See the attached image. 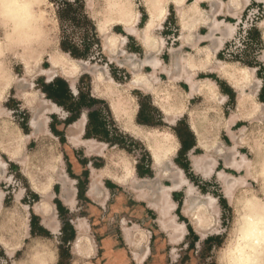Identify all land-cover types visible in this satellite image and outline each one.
<instances>
[{"label": "rangeland", "instance_id": "rangeland-1", "mask_svg": "<svg viewBox=\"0 0 264 264\" xmlns=\"http://www.w3.org/2000/svg\"><path fill=\"white\" fill-rule=\"evenodd\" d=\"M39 1L41 2L42 14L46 21L45 25L47 31V45L41 52H39V55L37 56V58H39V63L42 64L36 66L42 67L43 69H49L50 65L48 63V57L50 53L54 51H58L61 54L65 53L60 50L61 41L64 42L66 48H74V50H76V52L81 56L72 58L68 54V56L75 61L72 63V68L70 69L71 76L68 78L58 76L57 78L64 79L66 81V85L68 84L67 87L70 86L69 80L74 78L73 81L74 85L78 90V94L74 97L71 95L73 98V102L78 101L79 98H82L81 103L88 106V108L92 110V113L98 115V122H100V126L96 127L97 119L95 120V124H93L92 121V124L90 125V128H92V130L89 129V136L96 137L95 139H100L102 141H107V143H111L110 146L117 145L119 147H122V149H125L130 155L136 158L138 165H141L140 168L143 167L144 170H146V166H148L149 162L142 146L138 142L128 138L126 135H124V133L117 129V127L111 122L106 107L98 104L97 102H93V100L90 99L89 91L90 88H92V93L96 97L104 99L109 106V101L107 100V98L105 96H101L100 93L94 89V82H96V80H93L91 72H97L99 74V79H103L106 76L112 77L115 80H113L114 82L117 81L116 83L118 84L123 83L120 85L124 86L131 79L132 74L136 71H140V69L142 68L143 65L140 66L139 62L143 61L151 54H154L157 57H160L162 55L164 49H162V47L160 51L157 52L156 43L158 40L163 41L166 40V38L159 36V32H157L158 29L156 27V20L150 22V8L148 5H150L151 2L148 1V4V2L145 0H120L121 7L128 8L129 10H132L134 14L138 15V22L135 25L136 31L141 34H146L147 37L149 34L151 39L154 40V48L152 47L153 49L150 52H146L134 35L127 34L125 30H123V28L117 24L115 20V15L120 10H118L115 6H112L110 4V0H80L79 4L83 5L82 11L77 10L79 4L75 2L76 0H66L70 2L72 6L60 11L59 16L61 17V19H59L57 15V6H60L65 0ZM141 6L144 9L146 20L143 26L139 27L138 25L140 21ZM262 12L263 13L260 12L259 14H254V11H250L246 14L245 17H248L249 13H251L253 14L251 18H261L264 16V9L262 10ZM84 13L86 14V16H88V19H85L81 15ZM101 19H107L103 22L102 31L97 28V23ZM131 23L132 22H130V24ZM2 26H4V24L1 20L0 75L3 70H6L3 74L9 75V81L5 90L0 93V111H2L3 113H7V115L0 116V165H2V163L4 165V167L0 166V196L1 198H4V208L8 209L7 212H9L5 215V217L9 220V223L14 221L12 219V216H19L18 219L19 221H21V225L17 224V226L22 227L24 218H22L21 216L26 215L28 207L31 206L34 208L36 204L47 200L48 205L52 208L56 202H59V200L62 199V194L65 188L69 194L72 195L73 192L74 196L76 185L75 183H72L74 182L72 179H75L74 176H77L76 173H79V171H76L74 167H80V164L85 165L91 163V166L94 167L101 166L102 164L103 165L99 168L90 167V171L91 169H101L107 166L109 168L108 156L112 152H120L127 159H129V161H131L133 167L134 160L129 157V155L122 149H118L115 147L108 148L106 147V145V149L104 152L105 155L104 157H100L102 160H100L99 156L97 157L96 154L90 156H83L82 149L79 148L82 147L80 144H70V142L68 141L70 145L75 146V148H73L67 143V140H65L66 142L64 143L60 142V140L55 136V133H63L65 135V139H68L69 134L73 131H69V129L72 130V128L66 129L63 126V119L67 114L60 110L59 107V111L54 115L46 114L48 118L47 128L49 134L44 133L43 135H33L34 132L31 128V122L34 119L33 113L35 110L37 111V106L39 105V103L46 100L50 103H53L54 105L56 104L54 100L47 97L45 90L52 86L53 82L57 80V78H53L51 81H47L46 78L43 76L34 75V72L26 73L21 62L22 59L18 60L17 56H15V54L13 55V45L9 42L4 45V37L1 32ZM108 34L111 35L112 38H114L115 47L113 51L104 52L101 48V41L102 37ZM129 35L133 36L136 41L129 37ZM122 38H124V42L122 45H119V42L122 41ZM170 38V40H166V43L168 44H165V47L170 48L171 45L175 44L174 39H172V37ZM163 43H165V41H163ZM233 50H235L234 44H232L230 48V51ZM120 51H123V53H120ZM8 54H12V56H7L6 58V55ZM163 57L164 61H167L166 56ZM229 61L235 63L237 62L232 60ZM136 63L138 64L136 65ZM242 66L246 69L253 70L247 68L244 65ZM146 70L149 71V69ZM150 72L151 70L148 73ZM23 79L28 81V84L31 85L30 88H28V85H25ZM75 86L73 90L74 92ZM100 86H102V83L98 84V87ZM19 89L20 91L30 92L33 97L32 102L30 104H24L23 101L19 99V97H17V92ZM135 90L137 89H131L129 91H126L124 92V95L128 98L130 97L137 107L136 98L133 95V91ZM172 90L174 91V93L180 94L178 91L174 89ZM256 94L255 100L258 104V107L257 112L255 113L253 118L245 119L246 121L243 122L247 123L239 124V128H231L232 132L235 133L238 138L240 136L239 129L244 128L243 134L244 136L246 135L247 141L249 143L252 141L258 142L260 140V136H262L263 138L264 135V106L259 103L256 98ZM69 102L70 99H68L66 105H70ZM70 103H72V99ZM63 107L67 109L66 106ZM197 109L198 108H194L188 111ZM234 109L235 107L233 108V110ZM109 110L112 115L111 118H113L115 124L125 133L130 134L138 139L137 136L125 130L122 124L115 119L113 112L110 109V106ZM206 110H209L211 112V117L215 116L217 113L220 114L221 112L219 106H208V109ZM259 117L262 118L261 122L258 121ZM149 119H151L152 123H155L157 125H164L160 121V117H158L156 113H152ZM175 128L179 130L184 139H186L188 142L190 141L189 133L186 131V127L183 122H178ZM7 129L14 131L21 138L27 139V142L24 145L23 149L19 150L13 158H9L8 155L5 153L4 149L2 148V145L5 144V138L3 136L6 133ZM149 129H154L155 131L157 129L164 132H168L173 135L172 132L166 127H149ZM222 129L224 128L220 127L216 131V140L214 141L216 143H214V146H218V149L211 155L215 163L213 171L208 177V181H202L199 177L194 176L190 171L189 173H186L188 179L192 183H194L195 186H197L198 184L199 188L201 187L202 193L204 195H210L216 199L218 213L215 222H213L212 224L213 227L211 228V230L207 231L203 236L199 235L200 238L197 241H195V239L190 236L189 239L192 244L187 247L186 244L189 241L187 239H184L182 241L183 236L185 234L184 225L182 223L177 222L175 216L173 215L174 220L178 224H181L184 230L183 235L181 236V240H179L175 244L169 243L171 247L169 246L165 248L156 244L148 260L142 263L148 255L147 243L149 234L148 232L142 230L138 225H136L141 230L140 242L136 247L129 248L126 244L123 229L127 227H132V225L127 226L124 220H121L123 240L126 246L129 248V252L136 264H229L224 260V253L227 247L230 246L234 240L235 229L237 226V219L239 214L238 210L235 209V207L230 206L227 203L226 199L223 201L224 197L222 198L223 195L221 191L220 182L217 180V173L223 171L229 174H233L234 176H239L240 173H236L224 167V156L222 155L226 149L233 145V142H231L227 137V132L224 133ZM81 135H79L78 143L86 141L80 138ZM240 146L242 147L237 148L238 151L241 154H244L247 158L253 160V156L250 154L249 149L246 147V144L242 143L240 144ZM72 151H74V154H72ZM196 153L198 154V156H202L204 155V150L199 148ZM58 157L61 160V166L59 167H62V171H52L49 175L47 191L44 194H39L36 184H39L40 181L44 179L43 175L45 173V163L53 159L55 161ZM18 159H24V162L25 159L27 160L24 165V168L20 166ZM185 162V157H179L178 163L185 165ZM110 170L116 173L120 172L118 168L112 166ZM153 170L155 172L154 175H156V170ZM80 177L82 178V182H84V172L80 174ZM104 179H108L114 182L113 177L109 176V174H105L102 177L100 183L98 184V187H96L97 190L96 194L93 195L94 197H92L88 193V195L93 200L101 201L102 182ZM123 183L126 184V182L115 184L120 185ZM89 184L91 185V181ZM260 184L261 183H257V181H252L251 179H249L247 181V186H245V189L251 190L256 195L262 197ZM195 190L197 189L195 188ZM33 192H35L36 194ZM134 192V195L136 196V191L134 190ZM18 195L19 198H17ZM105 197L106 196L104 195L102 202L104 201ZM116 197H122L121 189L118 190ZM115 204L116 202L113 203V205ZM24 207H26V209ZM96 207L97 206L88 205L86 203H78V205L72 207L71 213H67V211L64 210L62 215L60 213L57 214L55 208L53 207L55 221H57L59 225L58 230L56 232L50 233L47 229H42V227L39 226L37 220L34 224L35 226L33 227V233L35 234H31L34 239H28L26 241L27 244L23 247V249L15 253L12 258L7 257L4 254L2 247H0V264H13L16 259L22 258L23 256L25 257L27 253L34 247H43L45 249H48V251L51 253L53 260L51 264H134L128 255L126 257V249L123 247L122 244H120L118 239L116 240L114 237L115 233L117 232V229L116 227H114L116 225L114 220L111 221L110 209L108 210V212H106L104 209L101 210ZM123 207L124 206H122V203L119 201L116 209L118 211H121L124 209ZM112 209L114 210V208ZM104 215H106V217ZM121 215L123 214H119L117 216V221L120 220V218L118 217ZM81 218L85 219L89 225L86 245L87 248L86 250H83L82 254H76L73 250L74 240L77 236L76 232L73 238H68L69 233L66 230H62L61 224L62 220H64L68 224V221L70 220V223L72 224V226H74V223ZM43 225L45 226L44 222ZM151 226L153 227V225ZM96 233L98 234V236H96ZM165 234L166 236L168 235L167 233ZM19 236L20 235H17L18 240ZM208 238H210L211 240L208 244H205V240ZM4 239L6 241L12 240V235H0V240L4 241ZM4 244L7 243L4 242ZM135 254L141 256L139 262L136 261Z\"/></svg>", "mask_w": 264, "mask_h": 264}, {"label": "bare ground", "instance_id": "bare-ground-1", "mask_svg": "<svg viewBox=\"0 0 264 264\" xmlns=\"http://www.w3.org/2000/svg\"><path fill=\"white\" fill-rule=\"evenodd\" d=\"M151 2L150 8V22L156 20L157 29L160 28L162 20L167 13L168 0H145ZM185 0H172L177 5L178 22L181 25L183 32L186 31L189 23L193 22L199 17V10L197 4L199 0H193L192 5L184 4ZM187 1V0H186ZM148 2V4H149ZM110 4L120 10L116 16V22L125 30L127 34L134 35L140 45L146 52H150L154 47V40L148 34L138 33L135 25L138 22V15L134 14L132 10L121 7L120 0H110ZM154 4V5H153ZM121 8V9H120ZM0 22L2 20L4 26L1 27V32L4 37V45L11 43L13 45V55L21 60L23 68L26 73L34 72V75L43 76L47 81H51L58 76L70 77V69L72 63L75 62L66 53H59L58 51L51 52L48 57L49 69H43L36 66L39 63V52H41L47 45V31L45 25V18L42 14V6L39 0H0ZM107 19H101L97 23V28L102 31L103 22ZM212 21V20H211ZM262 29L264 31V20H262ZM130 22H132L130 24ZM148 26V25H147ZM235 31V30H234ZM233 36V35H232ZM124 38L119 42L122 45ZM157 52L163 47V41H157ZM115 47V40L111 35H104L101 41V48L104 52L113 51ZM153 47V48H152ZM123 51H120V53ZM171 62L169 65H164L156 55L151 54L143 61L139 62L141 65H146L151 72L147 75L136 71L132 74L131 79L126 85H120L114 82L111 77L106 76L99 79L97 72H91L93 80H96L94 89L105 96L109 101L110 109L117 121H119L125 130L131 132L138 137L149 151L152 159L153 169L156 170V178L153 181H148L142 184H133L135 178L134 167L131 161L127 159L120 152H112L108 156V166L101 169H91L90 171V191L88 193L94 197L98 184L105 174L113 177L115 183L126 182L132 189L136 191L137 199L146 200L150 208H152L157 216V224L160 230L167 233V238L170 244H175L181 240L183 235V227L174 220L173 210L175 203L170 198V193L173 190L186 186V179L178 168L172 169L171 172H165L166 166L164 163L170 161L174 157L178 144L176 139L168 132L161 130L156 131L138 125L134 121L136 112V104L129 97L124 95V92L134 88L153 87L156 81L155 73L163 68L167 70L179 71L193 66L200 59L195 60L190 54L176 52L170 50ZM7 56H12L8 54ZM1 60V59H0ZM4 61V59H3ZM72 61V62H71ZM218 61V60H217ZM70 62V63H69ZM220 63V62H219ZM138 63H136L137 65ZM180 68V69H179ZM0 75V93L5 90L9 78L7 74ZM221 75L224 76L237 90V100L235 109L231 112L228 118L223 119L219 113L215 116H206L205 108L188 111L185 105V97L182 94L174 93L170 88H166L164 92L163 102L160 101L165 116L172 118L181 117V115L188 114V125L196 135L197 147L204 150V155L195 156L191 159L192 168L204 178L209 177L213 171L214 159L212 153L217 151L218 146H214L216 140V131L223 127L227 132V137L233 145L225 150L224 167L228 170L240 173L239 176H234L223 171L217 173V180L220 182L221 191L224 199L230 206L238 210L237 226L235 229V237L230 246L227 247L224 253V260L229 264H264V135L260 136L258 142H248L246 135L244 136V128H240L239 138L232 132L231 126L237 120L251 119L257 112L258 104L255 100V94L260 86V81L253 76V70L246 69L238 63H225L222 65ZM74 78L69 80V85L74 90ZM98 80V81H97ZM23 79L28 88L31 87L28 81ZM27 83V84H26ZM102 86L98 87V84ZM156 85V84H154ZM154 88V87H153ZM191 92H194L193 86H190ZM154 91V90H153ZM204 103L212 105L215 101L219 103L217 89L214 84L202 86L198 90ZM143 92V91H142ZM155 92V91H154ZM155 94V93H154ZM156 96V95H155ZM17 97L23 101L24 104L32 102V95L29 91L17 92ZM42 98V97H41ZM158 95L156 101H158ZM44 100V99H42ZM39 106V108H38ZM37 111L33 113L34 119L31 122L34 136L49 134L47 123L48 118L46 114H55L59 111L53 103L46 100L39 103ZM261 113V112H260ZM7 115L0 111V116ZM85 115L83 114L77 121L71 124L73 131L68 136V141L73 144H80L87 154H96L99 157L105 155V144L94 140H86L78 143L79 135L83 132L85 124ZM259 122L262 118L259 117ZM237 123V122H236ZM5 144L2 145L5 153L9 158H13L19 150H22L27 142V139L21 138L14 131L6 130L3 136ZM28 138V137H26ZM1 141V140H0ZM240 142V143H239ZM245 143L249 149L253 160L241 154L237 148H241L240 144ZM260 148V149H259ZM19 164L24 168L27 160L18 159ZM60 158L50 160L45 163L44 179L36 184L39 194H44L47 191L49 175L52 171L61 172ZM4 167L3 163L0 165ZM111 166L118 168L119 173L111 171ZM50 172V173H49ZM107 172V173H106ZM164 174H168L171 185L163 186L157 184L159 179ZM136 179V178H135ZM257 181L261 183L262 197L256 195L253 191L245 189L247 181ZM74 183V182H72ZM244 188V189H243ZM247 188V187H246ZM74 191V190H73ZM186 198L182 207V215L188 220L191 228L199 235L203 236L207 231L211 230L212 224L215 222L218 208L216 199L210 195H202L192 189L191 186L186 187ZM69 194L65 188L62 194V201L67 207H73L75 201L73 192ZM1 198V196H0ZM19 198V195L17 196ZM26 209V207H24ZM34 214L43 218L44 224L47 228L55 230L57 222L47 200L36 204L33 208ZM19 225V216H12ZM76 229V239L74 240L73 250L76 254H82L86 250L87 237L89 225L85 219H78L74 223ZM124 235L126 244L129 248L136 247L141 238V230L136 224L132 227L124 228ZM136 261L139 262L141 256L135 254ZM53 262L51 253L48 249L43 247L32 248L24 259L19 264H51Z\"/></svg>", "mask_w": 264, "mask_h": 264}, {"label": "crops", "instance_id": "crops-1", "mask_svg": "<svg viewBox=\"0 0 264 264\" xmlns=\"http://www.w3.org/2000/svg\"><path fill=\"white\" fill-rule=\"evenodd\" d=\"M193 2H194L193 0H187V1L185 0L184 4H186V6L187 5L190 6L192 5ZM177 7L178 6L175 5L172 2V0H168L166 16L162 20L161 28L158 29L157 32H159V36L166 38V40L167 39L170 40L171 39L170 37H172V39H174L175 41V44L171 45V47L168 48L165 47V44L167 45L168 43H166V40H163L165 41L164 46L162 48L164 50L162 52V55L160 57L158 56V58L161 59L164 65H169L172 59L169 51L175 50L176 52L190 54L195 60L197 59L200 60L197 61L193 66H190L186 69L182 70L179 68L180 72L174 70L169 71L165 68H163L162 70H158L154 75V78L156 80L153 83L154 88L153 87L152 89L145 88V91L141 88H134L137 90L133 91V95L135 96L137 102L135 122L140 126H145V127H158V128L166 127L172 132V134L174 135L177 141L178 147L174 157L171 158L170 161H168L167 163H164V165L166 166L165 172H171L172 169L178 168L182 172L183 177L186 179L187 182L185 184L186 185L185 187L181 186V188L173 190L170 193V198L172 202L175 203L173 215L175 216L176 221L182 223L185 228V234L183 236L182 241L184 239L185 240L187 239L189 242L186 244V246L189 247V245L192 244L189 239L190 235H189L188 227L190 226H189V222L182 215V207L186 198V194H185L186 187L191 186L193 190H195L196 188L197 190L195 191L198 192L199 194H203V193L201 187L199 188L198 184L197 186H195V184L188 179L184 169L182 168L180 163H178L179 155L182 149V142L178 137L175 128L178 122H183L185 124L186 130L190 134L191 140L193 142L192 146L187 151H183L182 154L183 157H185L186 161L188 162L189 171L194 176L199 177L202 181H208V177L204 178L201 174L196 173L192 168L191 159L193 156H198L196 151L199 150V148L197 147L196 135L188 125V114H187L188 112L184 115H181V117H177V118H172L171 116L170 117L165 116L164 110L160 105V101L163 102L164 99V97H162L164 96L163 91L166 88H170L182 94V96L186 98L185 105L188 110L194 108L208 109V106H212V107L219 106L221 110L220 112L221 117L223 119L228 118L230 116L231 111L236 105L237 90L231 85L230 82H228L226 78H224V76L221 75V71H222V65L225 63H233L229 61L232 60V61H237L236 63L240 65H244L247 68L253 69V76L260 81V86L257 90L256 98L259 101V103L262 104V106H264V31L261 26L263 22L262 20H264V16L261 18H257V17L251 18V13H249V16L245 17L248 12L250 11L252 12L264 7V0H199L197 4V8L200 12L199 17L195 19L193 22L189 23L186 31L184 32L181 25L178 22ZM141 11H143V14L141 13ZM140 13H141L140 21L138 25L139 27L143 26L146 20L145 17L144 21L142 22V15L145 16L144 9L142 8V6ZM129 37H131L134 41H136L133 36L129 35ZM232 44H234L235 50L230 51ZM163 56H166L167 61H164ZM146 69H149L150 71V68L148 66L143 65L142 68L140 69V73L147 75L149 71H147ZM57 79H61L66 83V81L62 78H57ZM111 79L114 80L112 77ZM210 83L214 84L217 89L218 98H221L218 99L219 103L221 102L220 104H218L216 101L215 103L213 101L212 105H208L204 103V99L201 93L198 91L200 87L208 85ZM190 86H193L194 92H191ZM68 91L73 97L78 94V90L76 86H75V92L70 88V86H68ZM89 92H90V99L99 102L100 105L106 107L111 122L117 127V129H119L122 133H124V135H126L128 138L138 142L142 146L143 150L147 155L149 162L148 166H146L147 167L146 170H144L143 167L140 168L141 165H138L136 158L130 155L125 149H122V147H119L117 145L110 146L111 143H107V141L104 140L102 141L100 139H95L96 137L86 135L88 126L89 129H92L90 128L89 125L90 123L89 114L92 113V110H90L88 107H83L79 111L78 117L72 123L66 124L64 122L67 120V118H69L72 115V113L67 109H65L63 106H59L58 104H55L57 107L60 108V110H62L67 114L63 119V123H62L63 126L66 129L67 128L69 129L71 124H73L76 120L80 118L82 114H84L86 117V123L84 126L83 133L80 137L81 139L83 140L92 139L97 142L104 143L108 148L115 147L125 151L129 155V157H131L134 160V175L136 178V179L134 178L133 180L134 185L155 180L156 175H154L155 172L152 168L151 159L145 145L141 142V140L121 130L115 124L113 118H111L112 115L110 113L107 102L104 99L96 97L92 93V88H90ZM155 95L156 96L158 95L159 98L158 101H156ZM152 113H156L157 116L160 117V121L164 125H157L155 123H152L151 119H149ZM210 114L211 112L208 110L206 116L208 117L210 116ZM243 121L246 120H237L236 121L237 123L235 122L233 126H231V128L234 127L239 128L240 127L239 124L247 123ZM222 131L224 133L226 132L224 129H222ZM55 136L60 140V142H62L61 139L63 140L62 143L66 142L65 140H67V143L69 144L68 139H65V135L63 133L62 134L55 133ZM70 146L75 148V146L72 145ZM79 148L82 149L83 156L94 155L93 153L87 154L85 152V149L82 147ZM72 154H74V151H72ZM62 159H63V155H62ZM99 159L102 160L100 157ZM79 166L80 167H76V168L74 167V169L76 171H79V173H76L77 176H74L75 179H72L76 185L75 193L73 196L75 201L73 207L78 205V203H86L88 205L97 206L101 210L104 209L106 212H108V210L110 209L111 221L114 220V222L116 223L114 227H116L117 229V232L115 233L114 237L116 240L118 239L120 244H122L123 247L126 249L125 251L126 257L128 255L131 261L134 264H136L129 252V248L126 246L123 240L121 220H124L127 226L136 224L142 230L148 232L149 234L148 243H147L148 255L146 256V258L142 263L148 260L156 244L164 248L170 246L166 234L160 230L159 226L156 223V214L154 210L148 206L146 200L137 199V197L134 195L135 193L134 190H132L129 185L125 183L119 185V184H115L111 180L104 179L102 182L101 201L93 200L88 195L89 185H90L89 184L90 167L99 168L101 166L94 167L91 166V163L85 165L80 164ZM140 170L141 171L150 170L151 174L150 175L143 174V172H141ZM83 172L85 174L84 182H82V178L80 177V174ZM167 175L168 174H164L161 177V179H159L157 184H161L167 187L170 186L171 183L167 178ZM163 182H167V183H163ZM119 189H121L122 197L117 198L116 194L118 193ZM82 190H83V194L79 195ZM104 195L106 197L102 202ZM223 200L225 199L223 198ZM119 201L122 203V206H124L123 207L124 209L121 211H118L116 209ZM3 202H4V198H0V235L2 234L3 235L8 234L9 236L12 235V240H8V241H6L5 239L4 241L0 240V247H2V250L7 257L12 258V256H14L15 253L23 249V247L27 244L26 241L28 239H34L31 235L32 217L37 218L39 226L42 227V229H47L50 233L56 232L59 228L57 221H56L57 228H55V230L45 227L43 225L44 221L42 220V217L34 214L32 209L33 207L31 206L28 207L26 215L21 216L22 218H24L22 227H18L17 226L18 222L15 220L9 223V220L5 217L6 213L9 212H7L8 209L4 208ZM114 202H116L115 205H113ZM59 203L64 208V210L67 211V213L68 212L71 213L72 207L65 206L62 199L59 200ZM53 207L55 208V211L58 214L59 211L56 203L53 205ZM112 208H114V210ZM178 209H179V214L177 213ZM117 213L123 214L118 217L120 218L119 221H117V216L119 215ZM104 216L106 217V215ZM180 217L185 219V221H182ZM68 222L75 234L76 231L74 229V226H72L70 220ZM151 225H153V227ZM191 230L194 233V235L197 237V240H199L200 238L199 234L195 232L192 228ZM17 235H20L19 240L17 238ZM96 236H98L97 233ZM4 242H6L7 244H4ZM22 259H24V256L22 258L16 259L13 262V264H18Z\"/></svg>", "mask_w": 264, "mask_h": 264}, {"label": "trees", "instance_id": "trees-1", "mask_svg": "<svg viewBox=\"0 0 264 264\" xmlns=\"http://www.w3.org/2000/svg\"><path fill=\"white\" fill-rule=\"evenodd\" d=\"M75 2L79 4L80 0H76ZM71 6H72V4L66 0L60 6H57V15H58L59 19H61V17L59 16L60 11L66 9L67 7H71ZM77 10L82 11L83 5L79 4V6L77 7ZM141 13L143 14V11H141ZM84 14H81V15L85 19H88L87 18L88 16H86V14L85 15ZM144 19H145V16L142 15V22L144 21ZM60 50L69 54V56L72 58H76V57L81 56L80 54H78L76 52V50H74V48H66L63 41L60 42ZM45 93H46L47 97L54 100L56 104H58L59 106H66L67 110L72 113V115L69 118H67V120L65 121L66 124L72 123L78 117L79 111L83 107H88V106L81 103L82 98H79L78 101L73 102V98L68 91V87H67L66 83L64 81H62L61 79L55 80L53 82L52 86H50L49 88H47L45 90ZM68 99H70V102L72 99V103L69 102L70 105H66ZM260 99H262V98H260ZM93 102H96V101L93 100ZM97 103L99 104V102H97ZM89 119H90L89 125L92 124V121H93V124H95V120L97 119L96 120V127L100 126V122H98V115H96L94 113H90ZM176 132H177L178 137L180 138V140L182 142V149H181L179 157H183V155H182L183 151H187L192 146L193 142L191 140L190 134H189L190 141L188 142L186 139L183 138V136L181 135V133L179 132L178 129H176ZM88 133H89V126L87 128V134H86L87 136H89ZM61 141L63 142L62 139H61ZM180 165L184 169L185 173H189V166H188L187 161H186L185 165H182V164H180ZM143 174H146V175L150 174V170L144 171ZM82 194H83V190L80 192L79 195H82ZM56 205H57L59 213L62 215V213L64 212V208L61 206V204L59 202H56ZM177 213L179 214V209L177 210ZM180 219L182 221H185V219H183L182 217H180ZM36 221H37V218L32 217V219H31L32 235L35 234V233H33L34 232L33 227L35 226L34 224L36 223ZM62 230H64V231L66 230L69 233L68 238H73L74 231H73L72 227L67 222H65L64 220H62ZM188 230H189V235L192 236L195 239V241H197V237L194 235V233L192 232L190 227H188ZM210 240H211L210 238L206 239L205 244H208ZM60 252H61V250H60Z\"/></svg>", "mask_w": 264, "mask_h": 264}, {"label": "built area", "instance_id": "built-area-1", "mask_svg": "<svg viewBox=\"0 0 264 264\" xmlns=\"http://www.w3.org/2000/svg\"><path fill=\"white\" fill-rule=\"evenodd\" d=\"M263 9H264V7H262L261 9H257V10H255V11H254V14H259L260 12L263 13V12H262ZM251 16H253V14H251Z\"/></svg>", "mask_w": 264, "mask_h": 264}]
</instances>
